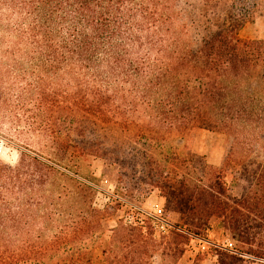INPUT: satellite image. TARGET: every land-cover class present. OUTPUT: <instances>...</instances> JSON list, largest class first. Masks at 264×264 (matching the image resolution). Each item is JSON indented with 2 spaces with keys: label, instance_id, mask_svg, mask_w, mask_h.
<instances>
[{
  "label": "trees",
  "instance_id": "obj_1",
  "mask_svg": "<svg viewBox=\"0 0 264 264\" xmlns=\"http://www.w3.org/2000/svg\"><path fill=\"white\" fill-rule=\"evenodd\" d=\"M260 12L264 0H0L4 53L14 57L24 50L34 70L48 75L36 77L25 125L59 151L69 145L64 136L72 125L62 130L55 125L74 114L83 148L90 146L91 124L116 128L130 141L120 143L128 153L113 154L119 173L140 196L158 188L163 214L178 215L158 238L144 220L118 221L98 256L89 228L109 206L99 210L88 204L53 234L41 254L62 251L66 264H153L151 257L158 254V264H175L189 240L203 236L210 219L220 217L247 247L215 245L210 251L215 263L244 264V253L264 264L256 248L264 229V160L256 154L264 148V39L238 34ZM1 70L0 63V105ZM195 127L219 130L229 142L214 176H207L208 166L195 156L163 151L167 137ZM27 156L28 167L0 164L1 198L46 180L50 165ZM233 166L239 168L235 179L247 183L239 196L230 193L221 174ZM84 234L90 240L81 244ZM22 250L27 258L39 255L31 247Z\"/></svg>",
  "mask_w": 264,
  "mask_h": 264
},
{
  "label": "rangeland",
  "instance_id": "obj_2",
  "mask_svg": "<svg viewBox=\"0 0 264 264\" xmlns=\"http://www.w3.org/2000/svg\"><path fill=\"white\" fill-rule=\"evenodd\" d=\"M238 34L244 39H264V12L247 19L239 28ZM5 39L0 37L3 76L1 88L5 97L1 98L0 105V164L18 163L28 167L30 160L27 155H35L45 160L50 167L42 184L35 188L28 186L16 195L4 192V199L0 196V264H66V253L62 251L57 254L52 250L41 253L53 234L69 223L72 216L76 217L77 213L85 211L88 204L99 210L109 206L105 217L96 215L97 222H93L89 228L95 239L90 241L95 255L100 256L101 248L105 247L112 234L111 229L121 220L126 223L133 222L136 218L144 220L145 224L151 225L157 238L167 233L169 226L177 221L178 215L163 214L164 197L159 189L151 187L146 195L140 196L138 190L129 185L128 180L119 173V165L112 159L117 151L129 150V147H122L123 144H120L127 142L125 134L109 125L94 127L91 124V143L83 148L77 135L79 115L74 114L65 124L58 122L55 125L58 130L72 125L70 133L64 136L69 145L59 151L50 139L25 125L23 115L27 108H32L28 100L32 97L31 89L36 85V77L41 75L46 80L48 75L34 70V61L24 50L14 57L5 54V45L2 43ZM8 66L12 69L7 68ZM24 86H28L27 93L16 97ZM228 143L225 134L219 130L195 127L185 133L167 137L163 143V151L169 156L174 151L181 158L195 156L208 166L207 176H214L220 173L218 168L227 153ZM135 146L141 147L139 144ZM19 150L27 155L18 156ZM58 152L60 154H55ZM242 154L240 149L236 158ZM256 154L258 159L264 160V148L260 146ZM107 156L112 160L105 159ZM187 165L191 167L190 162ZM233 167L221 174L230 193L239 196L247 183L242 179H235L233 174L239 168ZM30 170L32 169L27 172L28 176L31 174ZM80 237L81 244L90 240V235ZM216 244H230L238 250L247 247L225 226L222 218L212 217L206 233L201 237L193 236L175 264H216L215 256L210 252ZM30 247L39 254L35 259L27 258V251H20ZM256 248L264 254V229ZM242 255L246 259L244 264H258L249 260L246 254ZM93 261H98V258H93ZM151 261L158 264L159 255L154 254Z\"/></svg>",
  "mask_w": 264,
  "mask_h": 264
},
{
  "label": "built area",
  "instance_id": "obj_3",
  "mask_svg": "<svg viewBox=\"0 0 264 264\" xmlns=\"http://www.w3.org/2000/svg\"><path fill=\"white\" fill-rule=\"evenodd\" d=\"M216 245H219V244H216ZM219 246H222V247H225V248H228V249H233L230 244L228 246H224V245H219Z\"/></svg>",
  "mask_w": 264,
  "mask_h": 264
}]
</instances>
